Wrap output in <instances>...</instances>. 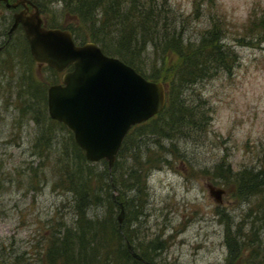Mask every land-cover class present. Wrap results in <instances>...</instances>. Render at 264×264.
I'll return each instance as SVG.
<instances>
[{"label":"rangeland","instance_id":"obj_1","mask_svg":"<svg viewBox=\"0 0 264 264\" xmlns=\"http://www.w3.org/2000/svg\"><path fill=\"white\" fill-rule=\"evenodd\" d=\"M156 1L162 31L181 34L194 48L203 31L218 23L224 33L220 43L232 52L222 71L210 63L207 76L183 92L206 111L199 132L167 137L142 126L117 154L111 171L116 189L110 192L124 204L121 230L152 264H253L243 243L261 240L264 246V0ZM39 9L49 27L73 24L61 0L40 3ZM12 12L0 4V44L7 39ZM29 55L18 27L0 52V264H49L50 236L76 225L78 185L74 181L72 191L66 174L93 175L90 186L101 197L98 177L107 171L104 159L79 161L72 131L49 117L47 87L60 82L62 72L52 73ZM159 55L161 47H146L139 59L146 73ZM35 88L36 98L29 94ZM147 163L155 167L146 171ZM143 168L145 189L136 197L119 173ZM241 172L257 184L254 195L240 189ZM207 183L225 189L221 204L209 195ZM113 204L99 198L86 205V219L94 222L89 233L102 221L109 222L106 227L117 224L119 207ZM88 240L78 252L85 254L81 264H134L122 259V241L110 244V254L101 252L97 261L87 262ZM235 245L237 250L229 249ZM70 246L78 250L76 243ZM258 260H264V252Z\"/></svg>","mask_w":264,"mask_h":264},{"label":"trees","instance_id":"obj_2","mask_svg":"<svg viewBox=\"0 0 264 264\" xmlns=\"http://www.w3.org/2000/svg\"><path fill=\"white\" fill-rule=\"evenodd\" d=\"M61 1L65 7L66 14L70 16V20L73 23L69 27V30L73 33L75 40L79 39L80 42L85 40L93 41L106 54L118 57L135 68L143 76H149H145L147 79L161 81L165 85L166 102L162 111L146 121L133 125L126 134L118 153L124 147L131 132L133 130H140L142 126L151 127L157 134L165 132L163 136L167 137L178 134L189 137L201 130L207 119L206 111H203L202 107L195 105L193 102L191 104L190 101L183 97V92L186 88H189L207 76L211 68L210 63L216 64L217 71L223 70L228 55L232 51L228 47L224 48L222 43H220L224 36L221 24L211 25L204 30L201 34L200 43H195V47L193 48L192 42L183 41L181 34L176 35L174 33V35H170L159 28L162 10L156 0ZM33 2L40 8V3L48 2V0H33ZM171 23L174 24L175 21H171ZM148 45L153 47L154 50L161 47L162 56H158V61L151 66V71L146 73L142 68L144 64L139 59L145 54ZM30 58L32 59V57ZM46 67L52 73L56 72V70L48 66ZM27 87L32 88L30 84ZM36 89L29 91L31 97H37L39 92ZM75 145L78 151V160L86 162L83 150L77 144ZM161 147L162 145L159 144L158 148ZM147 164L146 171L148 170L147 168L154 166V163ZM143 170L144 168L139 173L138 170L133 169L129 172L119 173L120 182L129 181L130 184L128 186L135 191L136 197L143 196L145 189L147 172L145 171L144 175H141ZM107 171H104L98 177L102 185V188L100 185L98 190L104 191L101 197L100 193L94 192L90 186L93 175H90L88 178V176L79 170L73 174L70 172L66 174L65 182L69 187L73 188L74 181L78 185L76 191L77 197L74 198L73 204L74 214L77 218L75 220L76 225L69 226L70 228L64 226L63 231L60 230V232L50 236L46 249L48 255L47 262L49 264H81L85 254L80 256L78 252H81L84 241L88 239L92 243V247L89 249V254L86 253L87 259L85 258V260L87 262L91 258L97 261V257L101 252L110 254V244L114 241H122V245H120L121 251L119 249L122 259L125 262L131 261L134 264H143L141 261L134 259L128 252L126 241H129L131 244V238L124 230H121L122 225L120 229L118 224L106 227L104 225L106 223L109 224V222L102 221L94 231L89 233L88 228L92 221L86 219L84 211L90 201H96L100 198L102 201L108 202L111 208H114L113 202L119 207L110 192V190L113 191V186L115 188V183L111 177L112 173L111 171ZM239 174L237 181L240 183V189L251 196L257 193L258 186L256 183H253L252 177L247 175L246 172ZM74 190L73 188L72 191ZM84 223L88 227L83 226ZM92 223L94 224V222ZM109 226L113 228L112 233L109 231ZM72 228L76 233L72 232ZM86 231H88V234ZM75 243L78 246V250H72L70 246V244ZM243 246L246 249L247 256L252 259L253 264H264V260L256 261L258 255L264 252L261 240H251L249 243H243ZM229 249L237 250L236 245L229 246ZM96 254L97 257L95 258ZM138 254L144 259L146 258L143 253Z\"/></svg>","mask_w":264,"mask_h":264},{"label":"water","instance_id":"obj_3","mask_svg":"<svg viewBox=\"0 0 264 264\" xmlns=\"http://www.w3.org/2000/svg\"><path fill=\"white\" fill-rule=\"evenodd\" d=\"M0 1L8 8L22 7L13 14L7 38L21 26L32 59L62 72L61 81L47 87L49 117L72 131L87 161L104 159L110 172L129 129L164 108V83L147 79L118 57L107 55L93 41L76 43L69 29L46 27L33 1ZM206 187L214 202L221 204L225 189L211 183ZM112 189L115 191L114 186ZM115 202L120 229L125 210L121 202ZM126 248L134 259L152 264L134 251L129 241Z\"/></svg>","mask_w":264,"mask_h":264},{"label":"flooded vegetation","instance_id":"obj_4","mask_svg":"<svg viewBox=\"0 0 264 264\" xmlns=\"http://www.w3.org/2000/svg\"><path fill=\"white\" fill-rule=\"evenodd\" d=\"M9 1H13V0H9ZM32 1V0H31ZM0 4H4V6H5V2L4 1H0ZM6 7V6H5ZM6 9H10L11 11H13L12 12V21H13V14L16 12V11H19L20 9H22V7L21 6H18L17 8H8V7H6ZM32 9V7L31 6H29V10H31ZM39 11H40V9H39ZM41 13V12H40ZM43 19V18H42ZM12 23V22H11ZM43 23H44V25L45 26H47L46 25V22L44 21V19H43ZM11 25V24H10ZM10 27V26H9ZM10 39V38H9ZM9 39L7 38L3 43H1L0 44V46H5L7 43H8V41H9ZM3 49V48H2ZM2 51V50H1ZM70 69V68H69ZM59 83V82H58Z\"/></svg>","mask_w":264,"mask_h":264},{"label":"bare ground","instance_id":"obj_5","mask_svg":"<svg viewBox=\"0 0 264 264\" xmlns=\"http://www.w3.org/2000/svg\"><path fill=\"white\" fill-rule=\"evenodd\" d=\"M0 31H1V30H0ZM10 37H11V36H10ZM3 47H4V46H3ZM3 47H2V48H3ZM1 50H2V49H1ZM0 52H1V51H0ZM10 52H11V51H10ZM11 53H12V52H11ZM6 54H7V53H6ZM25 68H26V67H25ZM7 70H8V69H7ZM26 71H27V70H26ZM21 79H22V78H21ZM167 152H168V151H167ZM172 153H173V152H172ZM121 225H122V223H121ZM132 248H133V247H132ZM134 251H135V250H134Z\"/></svg>","mask_w":264,"mask_h":264}]
</instances>
